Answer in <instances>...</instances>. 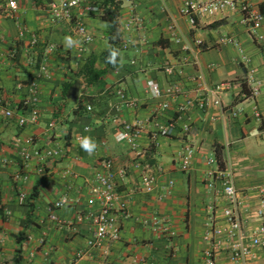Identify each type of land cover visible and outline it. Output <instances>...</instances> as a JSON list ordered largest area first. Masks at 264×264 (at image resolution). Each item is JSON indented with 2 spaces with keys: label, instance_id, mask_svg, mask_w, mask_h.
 Listing matches in <instances>:
<instances>
[{
  "label": "crops",
  "instance_id": "obj_1",
  "mask_svg": "<svg viewBox=\"0 0 264 264\" xmlns=\"http://www.w3.org/2000/svg\"><path fill=\"white\" fill-rule=\"evenodd\" d=\"M182 1L119 2V67L107 73L102 84L87 86L75 78L76 73L91 55L100 57L109 47L108 26L100 15L81 17L93 35L82 53L73 21H49V2L0 0L5 7L13 6L10 14L0 16V97L15 106L32 85L40 88L36 125L19 128L15 117L0 115V264H207V252L213 264H264V246L253 247L247 262L234 261L226 236L211 235L214 227L225 226L222 213L227 203L219 183L212 189L205 183L213 168L207 160L215 158L218 148L223 162L233 170L244 230L251 236L261 225L255 210L260 201L257 190L264 187V21L253 32L241 23L239 12L225 10L191 28L179 15ZM238 1L264 12V0ZM171 17L178 24L180 43L171 38ZM21 27L26 28L22 37ZM230 36L238 46L216 44L218 38ZM32 37L35 45L30 43ZM196 39L202 42L198 58L205 82L229 84L219 95L220 105L210 104L203 110L195 99L209 94L191 81L197 68L190 64V53L182 49ZM49 44L55 46L53 52L48 51ZM164 63L181 66L182 72L169 78L161 69ZM96 67L105 65L97 59ZM249 76L259 89L254 98L249 95ZM75 79L80 89L72 101L68 95L63 97L62 89ZM152 82L164 93L174 83L181 93L154 97ZM120 90L133 106L121 103ZM186 99L192 103L181 112L178 108ZM165 100L169 106L162 110ZM254 104L259 119L253 117ZM79 105H90L92 111L79 113ZM171 120L172 134H159V128ZM124 123L141 126L135 150L115 140ZM85 127L89 129L84 131ZM18 135L32 136L36 147L56 154L41 165L35 160L22 163L18 151L23 144L15 141ZM78 135L90 141V150L82 146L84 141H76ZM185 146L194 149L187 171L179 165ZM106 157L124 170L117 178L120 197L114 206L120 239L93 248L87 246L93 227L78 218L98 210L90 203L88 189L98 161ZM67 168L73 175H64ZM145 174L153 179L149 188L141 182ZM18 186L27 192L24 204L18 203ZM62 195L78 201L55 211L61 221L58 225L48 219L49 207ZM122 203L125 216L119 208ZM43 235L44 244L39 245Z\"/></svg>",
  "mask_w": 264,
  "mask_h": 264
},
{
  "label": "built area",
  "instance_id": "obj_2",
  "mask_svg": "<svg viewBox=\"0 0 264 264\" xmlns=\"http://www.w3.org/2000/svg\"><path fill=\"white\" fill-rule=\"evenodd\" d=\"M117 2H124L127 0H115ZM13 6L5 7L0 3V16L10 14ZM225 10L236 11L241 14V23L246 25L253 32L257 30L264 21V12L257 10L252 5L238 0H183L182 7L179 10V15L186 19L188 25L192 28L195 26L197 21L205 18H210L218 13H222ZM47 12L49 15V21L51 23H60L63 21L74 22L75 34L78 37V50L85 52L86 48L92 43L93 35L87 29L86 25L82 21V16L85 14H98L100 10L90 0H51L47 4ZM171 38L175 43H180L182 40L181 34H179V27L175 19L171 17ZM26 32V28L21 27L19 30V36L22 37ZM37 42L35 37H32L30 43L35 45ZM217 45H233L238 46L239 43L234 37H221L216 41ZM201 40H193L183 44L182 49L190 53L191 59L190 64L196 67L197 70L191 76V81L195 84L196 89L202 88L205 96H198L195 99L197 107L201 110L209 107L210 104L220 105L219 95L221 92L229 88L227 82H221L214 85H208L205 82L204 74L200 69V62L198 55L202 51ZM49 52L55 50V46L49 44L47 46ZM13 56V53H11ZM244 64H245V60ZM164 74L171 78L177 73L182 72V67L171 63H164L161 66ZM42 74H46V68H41ZM250 96L252 98L259 94V89L256 83L253 82L251 76L248 77ZM150 92L154 97L162 96V90L157 82L150 84ZM180 94V88L172 83L165 91V95L170 97L173 94ZM39 96L40 88L37 84L32 85L29 93L15 106H8L4 99L0 97V115L6 119L15 117L16 124L19 128H24L28 125H36L39 122ZM118 98L124 106H133V101L128 98L123 90L117 93ZM192 101L186 99L183 104L178 108L179 111L183 112L190 105ZM169 106L168 101H162L160 107L162 110H166ZM87 113L92 111L90 105L86 106ZM253 117L255 119L260 118V113L257 106L254 104L252 108ZM237 112H233L235 116ZM53 123L49 124L52 127ZM174 122L169 121L166 126L160 127L158 132L163 136H170L174 130ZM89 128L85 127L84 131ZM187 131V128L185 127ZM141 132V126L137 123L128 124L124 123L120 126L118 132L115 135L117 142H126L133 150L137 149L136 139ZM16 142H21L23 147L19 149L18 154L22 163L30 162L35 160L38 164H44L49 159L53 158L56 154L51 149H42L35 146L34 138L31 136L21 138L19 135L15 138ZM76 141L82 143L84 138L82 135L76 137ZM194 156V149L191 146H185L179 154V165L184 171L190 169L191 161ZM224 163V162H223ZM208 165H212L206 174L205 183L207 188L212 189L215 183H219L221 186V194L226 200L227 206L223 209V219L225 226L214 227L212 229V236L225 235L227 240L230 241L231 258L234 261L247 262L252 257V248L256 246H264V187L258 188V194L260 195L259 207L255 210V214L261 221V225L252 232L251 236L247 235L241 215V202L239 194L234 185V173L232 168L224 163L223 168H219L215 158H209L207 160ZM64 175H73L72 170L67 168L64 170ZM124 170L117 169L114 161L108 157L100 159L97 164V168L94 170L91 183L89 185L88 193L90 196V203L96 204L98 210L92 213H85L79 216V220L85 218L93 227V234L87 241L88 247L101 248L106 241L115 242L120 239V224L115 216V203L119 199L120 194L117 191V178L123 176ZM141 182L147 188L153 183V179L149 175H144L141 178ZM160 198H162L160 196ZM28 199L27 192L18 186L17 200L19 204L26 203ZM77 199L69 198L67 195L60 196L54 203L49 207L48 219L56 224H61V221L56 216L55 211L62 208L65 205L77 203ZM124 216L126 215V205L121 204L119 207ZM209 209L212 211L213 207L210 205ZM30 237H28L29 239ZM248 239V241H247ZM44 235L38 239V244H44ZM220 241H216L215 245L219 246ZM208 263L213 264L211 259L212 255L207 252Z\"/></svg>",
  "mask_w": 264,
  "mask_h": 264
},
{
  "label": "trees",
  "instance_id": "obj_3",
  "mask_svg": "<svg viewBox=\"0 0 264 264\" xmlns=\"http://www.w3.org/2000/svg\"><path fill=\"white\" fill-rule=\"evenodd\" d=\"M33 1L38 3V0ZM49 1L50 0H45V2ZM94 4L97 5L100 10V18L105 21L108 26L107 40L109 47L101 54L100 57L91 55L76 73L75 78L82 79L87 86L95 83L102 84V81L107 75V73L112 72L119 67L118 52L119 43L121 41V34L117 23V12L119 9V2L115 0H101L100 2H96ZM113 52L116 53L114 57L112 56ZM97 59L104 63L105 67L103 69H99L96 67ZM74 81L70 84L67 83L63 85V97H67V92L70 86L74 83ZM78 109L80 111L79 113L87 112L86 107H82V105H79ZM215 161L219 168H223L224 163L221 152L218 148H216L215 150Z\"/></svg>",
  "mask_w": 264,
  "mask_h": 264
},
{
  "label": "water",
  "instance_id": "obj_4",
  "mask_svg": "<svg viewBox=\"0 0 264 264\" xmlns=\"http://www.w3.org/2000/svg\"><path fill=\"white\" fill-rule=\"evenodd\" d=\"M80 89V81L76 80L69 88L67 95L70 100L75 101Z\"/></svg>",
  "mask_w": 264,
  "mask_h": 264
},
{
  "label": "clouds",
  "instance_id": "obj_5",
  "mask_svg": "<svg viewBox=\"0 0 264 264\" xmlns=\"http://www.w3.org/2000/svg\"><path fill=\"white\" fill-rule=\"evenodd\" d=\"M116 55L115 52L112 53V56L114 57ZM86 150H90L92 145L90 144V141L88 139H85L82 145Z\"/></svg>",
  "mask_w": 264,
  "mask_h": 264
},
{
  "label": "rangeland",
  "instance_id": "obj_6",
  "mask_svg": "<svg viewBox=\"0 0 264 264\" xmlns=\"http://www.w3.org/2000/svg\"><path fill=\"white\" fill-rule=\"evenodd\" d=\"M127 54H128V56H130V55L132 56V53L131 52H128Z\"/></svg>",
  "mask_w": 264,
  "mask_h": 264
}]
</instances>
